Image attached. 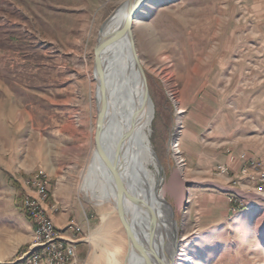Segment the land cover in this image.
<instances>
[{
	"label": "rangeland",
	"instance_id": "374dc122",
	"mask_svg": "<svg viewBox=\"0 0 264 264\" xmlns=\"http://www.w3.org/2000/svg\"><path fill=\"white\" fill-rule=\"evenodd\" d=\"M125 1L0 0V264L34 247V231L21 211V184L38 170L88 214L80 236L90 252L76 264H131L129 224L114 204L91 202L82 191L95 149V47ZM252 3L146 0L133 20L135 64L144 69L154 103L150 140L159 176L183 192H166L179 235L174 264H264V202L244 205L240 213L233 203L225 218L219 209L207 213V181L220 176L177 165L171 149L172 133L184 124L197 91L232 77L239 52L230 43H259L251 33ZM154 43L163 46L156 54ZM259 65L255 71L264 76ZM104 216L112 224L93 240Z\"/></svg>",
	"mask_w": 264,
	"mask_h": 264
},
{
	"label": "bare ground",
	"instance_id": "6f19581e",
	"mask_svg": "<svg viewBox=\"0 0 264 264\" xmlns=\"http://www.w3.org/2000/svg\"><path fill=\"white\" fill-rule=\"evenodd\" d=\"M128 1L106 21L98 40L107 101L101 146L129 193L138 201L130 200L118 190L115 173L96 149L87 166L82 191L87 200L112 203L122 218L128 217L133 235L129 251L131 264H174L179 235L166 192L170 190L177 196L183 192L175 181L165 185L164 177L159 176V162L150 140L154 103L150 93H144L143 78L135 64L133 32L115 43L108 42L128 13ZM161 49L160 43L152 46L153 53ZM108 221L105 216L102 218V223L91 233L93 240L101 237L112 220Z\"/></svg>",
	"mask_w": 264,
	"mask_h": 264
},
{
	"label": "crops",
	"instance_id": "0c3cea01",
	"mask_svg": "<svg viewBox=\"0 0 264 264\" xmlns=\"http://www.w3.org/2000/svg\"><path fill=\"white\" fill-rule=\"evenodd\" d=\"M249 10L253 19L251 33L259 43H230L232 50L239 52L232 77L218 85L204 84L184 119L182 144L187 164L193 169L199 166L203 171H215L220 176L207 181L204 205L207 213L219 209L223 218L231 212L230 197H244L248 207L264 202V185L258 176L251 178L253 164L264 169V76L255 71L259 64L264 67V0H253ZM220 164L228 165L227 173L218 172ZM245 167L250 169L248 174L242 173ZM36 172L23 178L24 195L33 194L27 180ZM49 191L43 206L56 228L75 243L76 258L85 259L90 252L84 236H80L88 228L85 208L69 191L63 194L52 179Z\"/></svg>",
	"mask_w": 264,
	"mask_h": 264
},
{
	"label": "built area",
	"instance_id": "2783aa9c",
	"mask_svg": "<svg viewBox=\"0 0 264 264\" xmlns=\"http://www.w3.org/2000/svg\"><path fill=\"white\" fill-rule=\"evenodd\" d=\"M175 132L172 133L171 149L176 150L173 158L177 165L187 166V160L184 152L181 150V140L184 130L183 121L180 122ZM227 164H220L218 172L220 174L227 173ZM252 170L254 179L258 176V180L264 185V169L259 164H253ZM249 167L242 170L243 174H248ZM51 178L44 171H37L27 180L28 185L32 188L33 194H25L21 200V210L27 215L34 227L35 242L32 247L24 255L8 264H76V245L68 241L61 230L55 227L53 219L49 215L47 209L43 206L42 201L49 196V185ZM231 202L235 205L233 210L241 209L246 200L244 197H231Z\"/></svg>",
	"mask_w": 264,
	"mask_h": 264
},
{
	"label": "water",
	"instance_id": "95a60500",
	"mask_svg": "<svg viewBox=\"0 0 264 264\" xmlns=\"http://www.w3.org/2000/svg\"><path fill=\"white\" fill-rule=\"evenodd\" d=\"M146 0H129L127 4V10L128 13L122 23V25L118 28L116 33L113 35V37L108 41L109 43H115L118 40L130 36L132 34V25L133 20L135 17V14L137 11L141 8V6L145 3ZM101 34V32H100ZM100 42L98 41L96 47H95V62H94V77L97 82V91H96V97H97V122H96V131H95V149L97 153H99L103 159L107 167H109L116 175L117 182H118V190L128 196V198L132 201H138L137 197L135 195L129 193V189L127 188V185L124 180L119 178V174L117 173L116 166L113 164V162L110 161L109 157L106 155V153L103 150V147L101 146V135L102 131L104 129L105 125V111L107 106L106 101V91L104 87V75H103V67L98 59V51L101 48ZM136 59V58H135ZM137 62V61H136ZM139 71L142 75L145 91L144 93L146 95H149V87L147 84V77L145 75L144 69L139 63L137 62ZM127 198V197H126ZM123 218L129 223V219L126 215H123ZM122 218V219H123ZM125 222V223H126ZM127 226V224H126ZM128 235H129V245L132 243V233L128 229Z\"/></svg>",
	"mask_w": 264,
	"mask_h": 264
}]
</instances>
